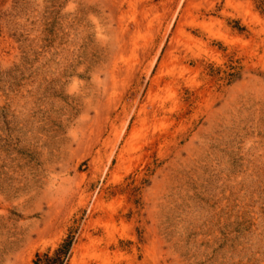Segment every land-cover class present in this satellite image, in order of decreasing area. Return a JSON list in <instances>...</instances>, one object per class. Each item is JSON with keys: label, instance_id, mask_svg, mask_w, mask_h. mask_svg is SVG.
Here are the masks:
<instances>
[{"label": "rangeland", "instance_id": "rangeland-1", "mask_svg": "<svg viewBox=\"0 0 264 264\" xmlns=\"http://www.w3.org/2000/svg\"><path fill=\"white\" fill-rule=\"evenodd\" d=\"M51 260L264 264V0H0V264Z\"/></svg>", "mask_w": 264, "mask_h": 264}, {"label": "trees", "instance_id": "trees-1", "mask_svg": "<svg viewBox=\"0 0 264 264\" xmlns=\"http://www.w3.org/2000/svg\"><path fill=\"white\" fill-rule=\"evenodd\" d=\"M67 246H68V243L67 244H65V245H63V249H60V248H58L57 250H56V254H61V255H64V253L66 252V250H67ZM60 261V260H59ZM54 263V260H51V262H48V264H53Z\"/></svg>", "mask_w": 264, "mask_h": 264}]
</instances>
